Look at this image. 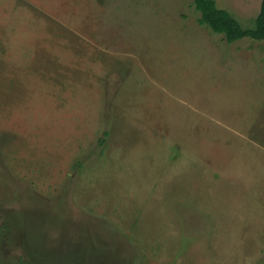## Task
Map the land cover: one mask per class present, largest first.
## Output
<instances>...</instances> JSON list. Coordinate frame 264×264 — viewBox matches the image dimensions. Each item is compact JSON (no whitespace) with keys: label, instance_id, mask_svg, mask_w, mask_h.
Listing matches in <instances>:
<instances>
[{"label":"rangeland","instance_id":"rangeland-1","mask_svg":"<svg viewBox=\"0 0 264 264\" xmlns=\"http://www.w3.org/2000/svg\"><path fill=\"white\" fill-rule=\"evenodd\" d=\"M198 17L0 0V264H264V40Z\"/></svg>","mask_w":264,"mask_h":264},{"label":"trees","instance_id":"trees-1","mask_svg":"<svg viewBox=\"0 0 264 264\" xmlns=\"http://www.w3.org/2000/svg\"><path fill=\"white\" fill-rule=\"evenodd\" d=\"M193 6L199 14L198 24L214 34L221 35L227 43L243 38L254 41L264 40V0H261L258 15L251 29L242 28L228 11L216 6L215 0H193Z\"/></svg>","mask_w":264,"mask_h":264}]
</instances>
